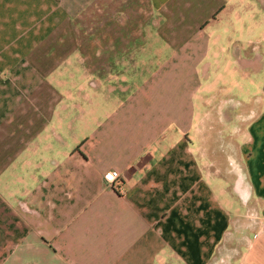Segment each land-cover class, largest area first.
<instances>
[{
    "label": "crops",
    "instance_id": "0c3cea01",
    "mask_svg": "<svg viewBox=\"0 0 264 264\" xmlns=\"http://www.w3.org/2000/svg\"><path fill=\"white\" fill-rule=\"evenodd\" d=\"M262 41L264 0H0V264H264Z\"/></svg>",
    "mask_w": 264,
    "mask_h": 264
},
{
    "label": "rangeland",
    "instance_id": "374dc122",
    "mask_svg": "<svg viewBox=\"0 0 264 264\" xmlns=\"http://www.w3.org/2000/svg\"><path fill=\"white\" fill-rule=\"evenodd\" d=\"M261 51H263L264 52V41H262L261 42ZM248 47V46H247ZM249 48H251V47H249ZM251 76V75H250ZM250 76H248L246 79H245V84H248L249 83V77ZM254 80V79H253ZM252 83H253V81H252ZM250 90V92H253L254 90H255V86H253V85H251V87L249 88ZM240 93H238V94H233L234 96H233V99L234 100H240L241 99V95H239ZM251 95V94H250ZM246 98V97H245ZM247 102V101H246ZM247 104L248 105H250L251 104V102H247ZM234 106H236L235 104H234V102L233 101H229V105H226V106H222V107H217L216 109H217V111H218V114L220 113L219 111H221V112H226L227 110L228 111H230V109L232 108V107H234ZM247 108V107H246ZM241 110H242V108H239L238 109V112L240 113L241 112ZM223 115H226L225 113L224 114H222L221 115V117L223 116ZM218 117H220V116H218ZM232 155H234L233 153H232ZM232 155H228L227 157H225L226 158V160H227V163H225V160H223L222 161V165L221 166H223V167H228V170H229V172L230 173H232V171H234L233 170V167H235V165H236V161H234L235 159H234V157L232 156ZM251 212H252V207L251 206H249V205H247V207H244V214H242V217H244V219L246 220V219H248V217H249V215H251Z\"/></svg>",
    "mask_w": 264,
    "mask_h": 264
},
{
    "label": "built area",
    "instance_id": "2783aa9c",
    "mask_svg": "<svg viewBox=\"0 0 264 264\" xmlns=\"http://www.w3.org/2000/svg\"><path fill=\"white\" fill-rule=\"evenodd\" d=\"M119 173L115 170L107 171L102 175L103 181L108 184L110 187L115 189H119V185L116 184V180L118 179Z\"/></svg>",
    "mask_w": 264,
    "mask_h": 264
}]
</instances>
